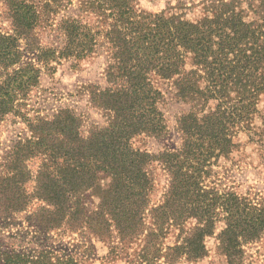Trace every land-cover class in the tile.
Masks as SVG:
<instances>
[{"label":"trees","instance_id":"1","mask_svg":"<svg viewBox=\"0 0 264 264\" xmlns=\"http://www.w3.org/2000/svg\"><path fill=\"white\" fill-rule=\"evenodd\" d=\"M0 3L9 23L0 27V122L17 113L31 134L16 135L0 164V264H80L53 246L54 235H78L81 247L92 238L141 242V264L199 262L215 238L227 264H243L245 248L264 237V197L222 186L215 168L238 147L237 129L251 134L264 95V0H178L160 13L138 0ZM198 6L202 15L189 19ZM98 47L107 87L87 90L105 126L85 134L69 107L25 117L23 103L52 63L82 61ZM166 98L188 107L175 117L179 146L136 148L138 137L169 136ZM255 135L264 144V126ZM155 166L167 181L157 204ZM23 213L26 237L14 233Z\"/></svg>","mask_w":264,"mask_h":264},{"label":"rangeland","instance_id":"2","mask_svg":"<svg viewBox=\"0 0 264 264\" xmlns=\"http://www.w3.org/2000/svg\"><path fill=\"white\" fill-rule=\"evenodd\" d=\"M138 1L143 10L149 13H160L166 10L168 6L176 5L178 0ZM201 1L195 0L196 5ZM2 6L0 3V27L4 31H8L9 23L1 17ZM73 12L74 9L71 8L69 13L72 14ZM201 15V7L199 6L188 11V18L192 20ZM94 22L92 21V25L95 24ZM52 34L55 35L54 33ZM53 35L51 36L48 32L44 33V40L53 42ZM106 58L105 48L98 47L97 52L82 61L61 60L52 63V70L48 73L43 72L39 87L35 88L24 101L23 104L25 106H23L22 112L26 115L25 117L34 119L38 114L51 115L59 108L69 107L82 117V132L85 134H88L92 126H105L106 117L102 111L92 106L87 87L90 85H98L102 88L107 87L105 77ZM187 108L184 104H179L172 101L171 98H166L162 109L169 120V136L163 140H154L141 136L134 139V146L152 153L164 148L173 149L178 147L180 143L174 129L175 117L186 111ZM257 111L258 113L253 117L251 123V134L240 129L236 130L235 143L238 144V147L229 159L220 161L215 171L217 172L216 178L220 180L222 186L234 188L240 194L251 192L258 193L264 197V144L255 135L261 133L264 126V95L258 98ZM19 116L21 117L17 113H11L4 118V121L0 122V164L5 152L8 151L17 138L16 135H21L22 138L31 136ZM20 132L22 133L19 134ZM36 166V162L31 164L33 169ZM152 169L156 176V186L152 194V201L153 204H157L163 195L167 181L166 176L159 167L155 166ZM33 186L34 182L32 181L28 185V190L31 191ZM18 218L21 224L14 228V233L19 234L20 237H26L25 231L27 229L25 227L28 226L25 221L26 213L18 215ZM8 233L5 232L4 236L6 242L9 244L14 243L15 248L23 250L22 247H18L21 242L19 240L20 237L16 235V237L12 238V235ZM176 235L177 232L173 231L167 237L164 241V248L175 244ZM78 239V235H66L63 237L54 235V239L51 242L59 250L67 251L74 255L80 264H141V260L137 257V254L142 249L141 242H136L128 247L120 245L118 240L109 243L92 238L91 242H88L85 247H81L78 245L81 244V242L77 241ZM206 246L209 254L205 259L196 263L182 260L178 264H227L225 257L221 256L217 250L218 242L215 238H208ZM87 247H90V249H87ZM245 250L246 255L243 264H264V237L258 243L248 245Z\"/></svg>","mask_w":264,"mask_h":264}]
</instances>
